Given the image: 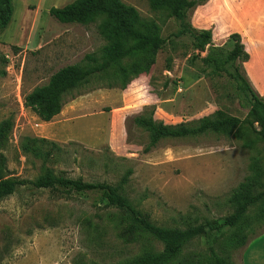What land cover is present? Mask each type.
<instances>
[{"label":"rangeland","instance_id":"374dc122","mask_svg":"<svg viewBox=\"0 0 264 264\" xmlns=\"http://www.w3.org/2000/svg\"><path fill=\"white\" fill-rule=\"evenodd\" d=\"M74 1L13 0L12 21L0 30V159L6 158V175L36 180L51 171L107 183L158 226H204L206 233L170 264H209L213 250L229 264H264V197L235 226L226 224L237 197L264 193V122L254 127L247 122L252 102L239 91L231 64L218 72L204 60L211 47L226 55L235 46L231 35L239 33L250 54L246 73L264 83V0H206L191 13L195 28L213 32L204 52L186 38L176 49L152 51L145 61L127 59L129 78L113 79L117 69L93 78L67 96L61 114L46 123L26 107V96L64 66L87 68L93 64L88 55L101 61L108 44L102 26L113 31L101 14L87 25L62 24L50 15L52 7ZM122 1L154 21L160 36L178 29L148 0ZM117 38L123 46L131 44L122 33ZM147 64L150 70L133 79L135 66ZM128 79H133L128 88L121 89ZM152 110L166 125L204 117L232 118L234 124L225 131L163 139L147 150L150 134L134 118ZM41 138L60 149H41L38 157L25 152L23 143ZM164 247L100 192L23 187L0 203V264H130Z\"/></svg>","mask_w":264,"mask_h":264},{"label":"trees","instance_id":"16d2710c","mask_svg":"<svg viewBox=\"0 0 264 264\" xmlns=\"http://www.w3.org/2000/svg\"><path fill=\"white\" fill-rule=\"evenodd\" d=\"M148 2L154 12H165L177 22L178 29L170 37L164 38L157 34L155 32L157 24L154 21L144 20L135 7L127 5L122 0H76L62 8L52 7L49 10L50 15L62 24L87 25L94 22L101 14L112 25L114 32L102 26L101 32L108 44L101 61H98L94 55H88L87 59L93 64L87 68L78 65L60 68L50 77L46 85L35 88L26 96V107L30 108L43 122H51L61 114L67 96L89 84L93 78H103L116 69L118 74L113 73V79L129 78L123 64L127 59L145 61L152 51L167 45L176 49L180 42L186 41V38H189L192 48L200 52H204L212 44V30L197 29L191 23L192 11L204 5L206 0H148ZM13 13V0H0V30L7 29L12 21ZM119 33L124 34L131 44L123 46L117 38ZM230 38L235 42L232 50L224 55L225 53L220 49L211 47L213 53L210 52L204 60L213 64L218 72L226 70L229 64L234 68L233 78L238 84L239 91L251 99L249 118L246 120L254 127L256 123L264 122V99L253 86L244 68V63L250 60V54L242 42L241 35L234 33ZM149 70L148 64L146 67L135 66L133 79ZM133 79L123 81L121 89H127ZM115 84L112 83L110 86L114 87ZM154 113L152 110L148 115L143 114L134 118V122L150 134L151 143L147 150L155 147L163 139H184L225 131L231 129L234 124L232 118L204 117L192 124L166 125L156 121ZM29 141L34 143H23V149L35 157L40 156L41 149L48 148L53 151L60 149L57 143L45 138ZM7 172L6 158L2 156L0 159V203L13 196L19 189L28 187L36 190H65L75 193L100 192L109 206L128 211L136 226L165 244L162 252L149 253L130 264H170L192 240L206 233L202 225L188 230H177L154 224L148 215L135 209L117 187L107 183H89L81 178L58 176L51 171L36 180L8 177ZM263 197L264 193L237 197V210L226 219V224L235 226L246 214L248 208L258 203ZM209 264L229 263L213 250Z\"/></svg>","mask_w":264,"mask_h":264},{"label":"crops","instance_id":"0c3cea01","mask_svg":"<svg viewBox=\"0 0 264 264\" xmlns=\"http://www.w3.org/2000/svg\"><path fill=\"white\" fill-rule=\"evenodd\" d=\"M254 72V71H253ZM257 77V76H256ZM256 77H254V78H252V79H250V81L252 82V84H253V86L256 88V90L259 92V94L261 95V96H264V83H261V82H255L254 83V81H252V80H255V79H257ZM59 116V115H58ZM56 118V117H55ZM46 123H49V122H46ZM243 264H245V263H243ZM257 264V263H256Z\"/></svg>","mask_w":264,"mask_h":264}]
</instances>
